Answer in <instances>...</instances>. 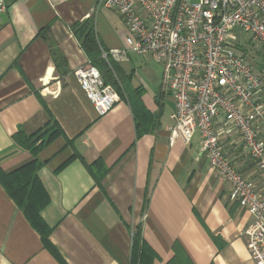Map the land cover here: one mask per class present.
Wrapping results in <instances>:
<instances>
[{
  "label": "crops",
  "instance_id": "obj_1",
  "mask_svg": "<svg viewBox=\"0 0 264 264\" xmlns=\"http://www.w3.org/2000/svg\"><path fill=\"white\" fill-rule=\"evenodd\" d=\"M97 3L4 0L0 264H255L245 236L251 217L229 201L199 134L169 144L173 104L160 79L154 93L133 81L129 53L115 62L125 84L109 112L98 116L81 91L73 73L90 63L72 26L91 20L102 51L125 47L122 31L96 15ZM248 52L264 105V55ZM222 125L219 117L214 127ZM220 145L264 196V173L239 135L221 136ZM18 201L36 212L50 248Z\"/></svg>",
  "mask_w": 264,
  "mask_h": 264
},
{
  "label": "built area",
  "instance_id": "obj_2",
  "mask_svg": "<svg viewBox=\"0 0 264 264\" xmlns=\"http://www.w3.org/2000/svg\"><path fill=\"white\" fill-rule=\"evenodd\" d=\"M112 9L129 33L125 47L101 51L103 59L122 62L133 53L161 67L160 92L171 100L169 144H189L200 136V151L209 166L229 184L228 199L251 217L245 231L255 264H264V196L237 172L220 145L235 132L264 173V105L262 80L240 52L243 38L264 55V0H98ZM5 10L0 0V12ZM98 116L119 100L99 70L86 64L73 73ZM221 117L223 125L215 129Z\"/></svg>",
  "mask_w": 264,
  "mask_h": 264
},
{
  "label": "trees",
  "instance_id": "obj_3",
  "mask_svg": "<svg viewBox=\"0 0 264 264\" xmlns=\"http://www.w3.org/2000/svg\"><path fill=\"white\" fill-rule=\"evenodd\" d=\"M72 28L75 37L81 42L82 49L84 50L89 63L95 66L97 69H101V72L99 69L98 70L104 81V84L110 85L115 89L118 96H121L122 90L124 89L125 77L123 74H121V69L119 68L117 63L109 59V62L107 64V62H105V60H103V58L101 57V51L103 48L94 33L93 22L91 20H86L82 24H74ZM121 80L123 81V85L119 87L118 82H121ZM17 138H20L22 141H26V138H24L22 134L16 135V139ZM18 203L21 205L24 213L26 214L32 225L43 234V226L40 222V219L36 217V212L29 207H26L23 202L18 201ZM42 239L44 245L47 248H50L49 242L47 240V233L43 234ZM133 245L134 247L140 245V236L138 232L133 234Z\"/></svg>",
  "mask_w": 264,
  "mask_h": 264
},
{
  "label": "rangeland",
  "instance_id": "obj_4",
  "mask_svg": "<svg viewBox=\"0 0 264 264\" xmlns=\"http://www.w3.org/2000/svg\"><path fill=\"white\" fill-rule=\"evenodd\" d=\"M96 15H100V17H102L104 26L111 27V29H116L117 32L122 31L123 41H124V44L126 45V40L129 36V33L127 32V30H125L120 17L115 13V11H113L112 9L105 8L104 6L100 5L97 9ZM242 44H244V46L242 45V47H240L241 53H243L244 50H246L245 52L249 51L250 55L252 56L257 57L258 55L261 57L262 55L261 50L258 47H255L251 45L249 42H247L246 38H243ZM250 58L252 57L250 56ZM130 59H131V62L125 63L124 67L126 69L132 68L134 70L133 81L141 83L142 85L147 87L149 91L154 93L153 90L157 89L158 80L159 79L161 80V67L157 63L153 62L152 60L143 59L140 56H137L135 54L131 55ZM248 59H249V56H248ZM103 60H105V62H107L108 64L109 59H103ZM248 63H250V65L254 64L253 62L251 63V60ZM99 70L101 72V69Z\"/></svg>",
  "mask_w": 264,
  "mask_h": 264
},
{
  "label": "water",
  "instance_id": "obj_5",
  "mask_svg": "<svg viewBox=\"0 0 264 264\" xmlns=\"http://www.w3.org/2000/svg\"><path fill=\"white\" fill-rule=\"evenodd\" d=\"M0 21H1V23L6 22V15L4 13H1V12H0Z\"/></svg>",
  "mask_w": 264,
  "mask_h": 264
}]
</instances>
